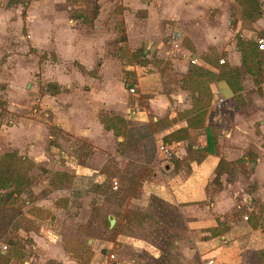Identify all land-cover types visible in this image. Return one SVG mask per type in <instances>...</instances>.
Segmentation results:
<instances>
[{
  "label": "rangeland",
  "instance_id": "1",
  "mask_svg": "<svg viewBox=\"0 0 264 264\" xmlns=\"http://www.w3.org/2000/svg\"><path fill=\"white\" fill-rule=\"evenodd\" d=\"M6 1L7 3L4 2L6 7L18 2H22L24 7L26 0ZM179 1L176 0L172 5H168L167 20L161 26L159 25V29H165L168 25L179 28L183 36V45L194 49L195 52L198 50V62L201 65L191 64L188 60L175 70L172 66L174 62L170 58L178 59V63L183 58L182 50L169 49L166 54H161V58H157L156 54L148 58L146 54L150 52L145 50L144 41H141V45L129 54L125 52V47L117 46L118 42L125 39L122 23L117 24L115 39L110 42V45L116 49L113 56L119 59V65L124 62L138 66L145 78H138L134 71L123 70L120 73L122 86L118 88L114 85L113 90L115 94L120 92V99L126 101L129 106H133V102H136L138 109L134 110L138 112L144 110L143 115H147L148 118L142 122L140 119L129 118L128 113L122 116L121 113L115 112L116 114H113L123 120V123L119 124L120 135L99 134L94 144L86 139L62 132L49 119L44 121L47 129L52 131L48 130L51 136H46L47 159L54 166L47 168L29 158L35 165L29 172L32 183L20 197L22 206L0 207V253L3 255L0 257V264H28L30 258L37 253L36 260H33L31 264H186L181 259L172 257L175 240L185 239L184 222L178 207L171 206L157 197H142V185L147 181L162 180L163 175L178 178L172 174L178 175L179 172L181 175L187 174L193 162L191 155L186 156L187 149L201 150L207 147L205 142L208 135L205 139L204 134L206 113L210 105L207 107L203 126L195 127V130H191V134L185 139L174 141L175 139L167 136L168 134H162L163 130L171 124L176 125L182 120L187 121L189 115L185 111L191 107L182 110L180 106H176L174 95L180 86L184 87V82L190 85L195 84L194 79L190 81L191 77H187L188 71L192 68H196V71L208 70L207 64L216 67L219 70L218 73L209 69L214 74L209 87L211 83L221 80L229 81L233 87L235 92L233 99L211 110L213 114L221 112L222 117L225 118L222 120L223 125H231V119L238 117L237 132L240 135L236 134V136H241L242 141H246L248 132L258 129L257 118L263 111L259 97L263 98L264 95L260 96L259 93L264 92V62L261 53H257L255 47L251 46H254L256 39L263 35L264 29L258 30L256 34L250 31L254 29L252 23L259 14L264 13V9L258 0H195L198 4L192 10L185 9ZM81 2L84 5L82 8L87 11L86 17L90 19L93 14L91 5L94 0H81ZM75 8L74 5L67 8L66 16L71 15L69 12L75 14ZM116 12L118 13V9ZM135 16L138 21L146 18V10H138ZM90 21L87 30H91L93 26V21ZM70 25L73 26L71 23ZM32 27H36L35 33L42 31V25L32 24ZM56 30L60 31V29ZM22 33L26 35L25 26ZM147 37L152 45H157L161 38L157 33L149 34ZM50 38H54L53 35H50ZM237 39L251 43L254 62H250L248 66L241 64L242 53L237 46ZM22 41L25 45V38H22ZM11 42L13 46L16 44L14 41ZM0 43L2 44V41ZM7 48L0 46V127L11 124L14 119L12 114L27 117L35 110L43 109L39 102H34L39 93L44 94L42 88L45 82H41V72L34 71L28 75L26 72L16 71L15 55L8 52ZM25 49L27 53H34L31 48L29 51L27 47ZM18 51L21 52L22 49L19 48ZM229 52L240 56L237 66L234 65L232 58L228 59ZM122 53L124 54L120 56ZM37 56L41 61L52 62L56 59L52 52L46 51L37 53ZM221 58L225 61L224 64H220ZM148 59H151L153 66L157 69L156 73L160 76L157 84H150L148 77L152 75L147 76L152 74V69H148L150 65ZM231 61H233L232 65ZM71 64L72 61L67 64L70 69ZM96 67L94 73L98 71V65ZM226 67L238 70L239 75L235 79V84L232 83V79L219 77L220 71L225 70ZM46 76L49 77L47 73ZM122 78L126 79L125 83ZM126 84L129 87L133 86L135 92H129ZM35 86L38 92L35 91ZM151 87L156 90L149 92ZM216 93L218 92L215 91ZM163 94H166L171 105L162 112L148 108L149 97L155 96L157 100H161L164 99ZM218 95L224 98L219 93ZM213 98L215 99V96ZM190 104L192 106V97ZM100 112L103 116L110 115L109 110L104 108ZM139 115L136 114L137 117ZM39 116L38 121L50 118V115ZM21 121L23 122L22 119ZM211 133L212 146L214 150H218L216 143L223 134H221L220 124H213ZM221 141L224 142L223 138ZM201 142L203 144H200ZM160 143L172 149L169 156H165L158 150ZM24 146L23 144L22 147ZM18 147L22 148L21 145ZM19 148L16 150L5 146L1 155L14 152L20 157L25 156L18 153ZM73 165L86 167L84 178L77 180L76 174L63 169L65 166H71L74 171ZM60 171L68 174L69 178L62 174H55ZM239 175L246 176L244 173H239L235 177L227 176L226 180L231 182ZM47 177H50L48 186L41 189L39 184ZM212 184H214L212 189H216L220 183L212 182ZM239 184L242 185L243 180H240ZM63 187H68L67 191H61L67 196L50 193ZM34 190L42 191L39 196L47 194V200L52 202L48 205L49 209L43 208L45 212L39 215H34L30 210V207H40L35 204ZM149 203H151L150 206ZM25 218L34 223L24 220ZM110 219H115L111 227ZM17 221L19 222L17 226H21L16 229L14 226ZM23 227L29 229L25 230ZM30 233L40 239L39 247L30 246L35 243L32 238L24 245V240ZM139 241L148 242L151 246H139ZM141 242L139 243L142 244ZM3 245L6 246L5 249L2 248ZM155 253L160 257H155ZM45 256L49 258V261L43 260ZM170 257L173 259L171 263H169ZM192 257L199 263L200 259L197 256Z\"/></svg>",
  "mask_w": 264,
  "mask_h": 264
},
{
  "label": "crops",
  "instance_id": "2",
  "mask_svg": "<svg viewBox=\"0 0 264 264\" xmlns=\"http://www.w3.org/2000/svg\"><path fill=\"white\" fill-rule=\"evenodd\" d=\"M174 1L176 0H94L91 5L93 14L89 19L86 17L87 11L82 8L84 5L81 0H26L23 4L24 7L22 2L6 7L4 2L7 3V1L0 0V41H2L0 46L8 47L7 51L14 53V60L17 61L15 63L16 71H23L28 75L34 71L41 72V82H54L59 86V92L55 95L44 92V94L39 93L36 96L34 102H39L43 106L42 110H35L27 117L11 112L14 121L0 127V136H2L0 138V155L5 146L18 150V145L22 147L24 144L23 150L19 148V154L27 156L37 164L41 163L47 168H52L53 163L47 159L48 143L46 138L51 134L43 123L48 119L62 132L86 139L92 144L97 142L99 134L110 135L112 133L100 121V110L103 108L109 110L111 114L119 112L125 116V113H128L129 118L140 119L144 122L148 118L147 115H143L144 110L135 111L134 109H138L136 102H133V106H129L126 101L120 99V92L115 94L113 87L114 85H117L118 88L122 86L120 73L123 70L134 71L138 78L144 79L145 77L136 65L124 62L119 65V59L113 56L116 49L110 45V42L115 39L117 24L122 23L125 29V39L118 42L117 46L125 47V52L131 54L137 46L141 45V41H144L145 50L150 52L146 54L148 58L152 54L161 58V54H166L169 49L172 51L174 49L182 50L183 58L178 63V59L170 58L174 62L172 66L175 67V70H178V66L183 65L184 62L187 63L188 60L191 64L201 65L198 62V50L195 52L194 49L183 45V36L179 28L168 25L165 29H159V25L161 26L167 20L168 5H172ZM179 2L189 10L194 9L198 4L195 0H180ZM71 5L76 7V12L75 14L69 12L71 15L66 16L67 8ZM116 9H118V13ZM140 9L146 10V18L138 21L135 13ZM68 19L73 26L70 25ZM90 20L93 21V26L90 28L91 30H87L89 28L87 21ZM32 24L42 25V31L35 33L36 27H32ZM252 25L254 28L250 31L252 34L264 29V13L259 14ZM23 26L26 28V35L22 33ZM56 29H60L61 32ZM155 33L161 38L156 43L157 45H152L147 36ZM50 35H53L54 38H50ZM22 38H25V45ZM11 41L16 44L13 46ZM26 47L28 51L30 48L34 50V53H27ZM19 48L22 49L21 52L18 51ZM43 51L52 52L56 59L52 62L41 61L37 53ZM257 51L264 58V53L258 49ZM231 58L234 65L237 66L240 56L229 52L228 59ZM70 61H72L71 69L67 66ZM233 61H231V65ZM148 62L150 64L148 69H152V74L147 75H152L148 77L150 84H157L160 76L156 73L157 69L153 66L151 59H148ZM96 65H98V71L94 73ZM207 68L214 70V73L219 71L218 68L209 64H207ZM68 71L70 72L67 73ZM46 73L49 77L46 76ZM185 74L186 72L183 77ZM122 79L125 83L126 79ZM210 87L212 99L206 113L204 137L206 139L207 135L212 134L213 124H220L221 134H223L216 143L218 152L216 153L214 147L211 146L200 162L192 159L193 162L190 164L187 174L181 175L180 172L178 175L172 174L178 178H170V176L161 174L163 175L162 180L144 182L141 195L144 198L157 197L171 206L178 207L184 222L185 239L175 240L173 258L181 259L186 264H250L252 254L264 249V211L263 217L258 223L254 220L250 222L247 219L251 213H258L260 205L264 207V96L263 98L259 97L262 101L261 109L263 111L257 118L258 129L248 132L245 137L246 141H242L241 136H236V134L240 135L237 132L238 117L230 118L232 123L228 126L222 124V120L225 118L222 117L221 112L212 113L215 106L221 107V104H226L229 99H233L235 93L233 87L227 80L211 83ZM126 88L129 91L128 84H126ZM179 88L174 95L175 104L182 110L189 109L191 94L186 88L181 86ZM155 90L151 87L149 92ZM261 90L263 89L261 88ZM35 91L38 92L37 86H35ZM215 91L224 97L222 102L218 103L219 95L215 94ZM257 92L259 93V91ZM259 94L260 96L264 95V92L261 91ZM163 97L164 99L161 100H157L155 96L149 97L148 108L158 110V112L164 111L171 104L166 94H163ZM45 109L48 111H44ZM137 113L140 114L138 117ZM172 113L175 114L173 111ZM39 115H50V118L38 121ZM185 126H187V122L182 120L176 125L171 124L163 130L162 134H169L178 127ZM222 138L224 142L221 141ZM205 145L207 146V142ZM248 152L254 159L246 162L248 169L246 176L239 175L230 182L226 180L228 174L223 172L218 178L220 186L212 189L213 179L218 175L219 160L222 158L232 161L242 156L247 158L249 155L246 153ZM73 167L74 171L71 166H65L63 169L76 174L77 180L84 178L86 167L83 165H73ZM49 178L40 182L41 189L48 186ZM240 180H243L242 185L239 184ZM247 188L248 190H246ZM67 189L68 187H63L50 193L67 196V194L61 193ZM41 192L34 190L35 204L49 209L48 205L52 202L47 200V194L39 196ZM150 205L151 203H149ZM219 223L228 225V230L218 235H212L211 229L218 227ZM26 238H32V241L35 242L30 246L39 247L40 239L37 236L30 233ZM139 242V246H151L148 242H141L142 244ZM37 254L30 260L28 259V264L36 260ZM192 256H197L200 259L199 263ZM155 257L160 256L156 254ZM172 257H170L169 263L173 261ZM43 260L49 261V258L45 256Z\"/></svg>",
  "mask_w": 264,
  "mask_h": 264
},
{
  "label": "trees",
  "instance_id": "3",
  "mask_svg": "<svg viewBox=\"0 0 264 264\" xmlns=\"http://www.w3.org/2000/svg\"><path fill=\"white\" fill-rule=\"evenodd\" d=\"M87 22L88 24L90 23V21ZM250 45L251 43H249L248 41L237 39V46L242 53V64L244 66H248L250 62H254L252 60L251 47H255L254 49L257 51V46L256 43H254V46L252 45L250 47ZM213 75L214 74L207 69L196 71V68H192V70L188 71L187 77H191L189 78L190 81L194 79L195 84L190 85L185 84L184 82L183 86L191 94L192 106L191 109L185 111L189 115L186 121L187 126L180 127L167 135L170 138L175 139L174 141L185 139L191 134V130H194L195 127L203 126L204 116L212 98L209 83L212 81L211 78ZM238 75L239 72L237 69L226 67L225 70L220 71L219 77L222 79H232V83L235 84V79L238 77ZM42 89L44 92H47L50 95H55L59 92V86L54 82L44 83ZM100 121L104 125V127L107 130H111L114 135H120L121 131L119 124L123 123L121 117L110 113V115L107 116L100 115ZM212 143L213 142L211 139V135H208L206 148H203L201 150L187 149L186 156L191 155L194 161L200 162L206 156L207 152L211 149ZM215 152L217 153L218 150L215 149ZM247 155H249V153ZM253 159L254 158H252V155H249L247 158L242 156L232 161H227L221 158L218 162V175L213 179V182H218L219 175L223 172H226L228 176L231 175L229 176V178L235 177L239 173L247 174L248 169L246 166V162H249ZM34 165L35 163L28 157H20L14 152H7L3 155H0V207L22 206V200L20 199V197L24 192L28 190L29 186L32 183L29 172L34 167ZM55 174H62L65 175L66 178H69V175L62 171L56 172ZM53 177L54 175L50 179V184L53 180ZM23 202L25 203V201ZM30 210L34 213V215H39L41 214V212H45V210L40 207H30ZM263 211L264 207L260 205L258 213H251L249 216H247V219L250 222H253L254 220L256 221V223H258V221H260L263 217ZM19 214H21V212ZM21 218H23V216ZM24 220L34 223V221H30L27 218H25ZM14 222L15 220L12 222V226ZM17 224H19L18 221L14 226L16 229L21 226H17ZM23 228L25 230L29 229L28 227ZM228 228V225L219 223L218 227L211 229V233L212 235H218L228 230ZM29 241L30 238H26L24 240V245ZM12 244L15 245V242L12 241ZM2 256L3 255L0 253V257ZM250 264H264V249L258 250L252 254Z\"/></svg>",
  "mask_w": 264,
  "mask_h": 264
},
{
  "label": "built area",
  "instance_id": "4",
  "mask_svg": "<svg viewBox=\"0 0 264 264\" xmlns=\"http://www.w3.org/2000/svg\"><path fill=\"white\" fill-rule=\"evenodd\" d=\"M259 2L261 4L262 8L264 9V0H259ZM256 46H257V49L259 51H261V52L264 53V35H262V36H260L259 38L256 39ZM223 61H224L223 59H220L219 60L220 63H223ZM129 91L130 92H134V88L133 87H130L129 88ZM222 101H223V98L222 97H219L218 98V103H220ZM158 150L160 152H162L165 156H169L172 153V149L169 148L168 146H166L165 144H162V143H160V145H158ZM2 248L5 249L6 246L3 245Z\"/></svg>",
  "mask_w": 264,
  "mask_h": 264
},
{
  "label": "water",
  "instance_id": "5",
  "mask_svg": "<svg viewBox=\"0 0 264 264\" xmlns=\"http://www.w3.org/2000/svg\"><path fill=\"white\" fill-rule=\"evenodd\" d=\"M115 219H110L109 226L111 227L114 224Z\"/></svg>",
  "mask_w": 264,
  "mask_h": 264
}]
</instances>
